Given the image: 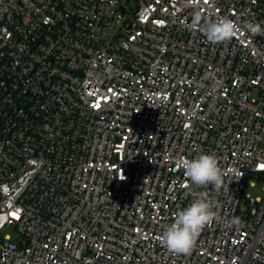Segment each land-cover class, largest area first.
I'll return each instance as SVG.
<instances>
[{"label": "built area", "instance_id": "2783aa9c", "mask_svg": "<svg viewBox=\"0 0 264 264\" xmlns=\"http://www.w3.org/2000/svg\"><path fill=\"white\" fill-rule=\"evenodd\" d=\"M196 11L264 28V0H0V264H264V34L212 44ZM205 153L220 219L174 254Z\"/></svg>", "mask_w": 264, "mask_h": 264}, {"label": "clouds", "instance_id": "9594fccd", "mask_svg": "<svg viewBox=\"0 0 264 264\" xmlns=\"http://www.w3.org/2000/svg\"><path fill=\"white\" fill-rule=\"evenodd\" d=\"M188 30L202 33L212 44L224 43L231 40L239 32L258 35L264 34L261 23L245 22L243 25L227 17L211 20L199 11L193 14L191 23L186 25ZM185 177L184 187L191 202L184 208L173 213V220L159 240L166 249L174 254H189L207 226L220 219L217 209L220 203L213 199L207 190L209 185L214 191H219L223 185V175L219 162L213 154H200L193 159L184 158L179 161ZM124 180V179H123ZM241 218L233 216L226 221L228 227L239 226Z\"/></svg>", "mask_w": 264, "mask_h": 264}, {"label": "rangeland", "instance_id": "374dc122", "mask_svg": "<svg viewBox=\"0 0 264 264\" xmlns=\"http://www.w3.org/2000/svg\"><path fill=\"white\" fill-rule=\"evenodd\" d=\"M128 5L132 7L135 5L136 0H125ZM264 178L261 176H250L244 186V195L250 197L263 196L264 194ZM10 233L15 236L16 233L13 229H10Z\"/></svg>", "mask_w": 264, "mask_h": 264}]
</instances>
